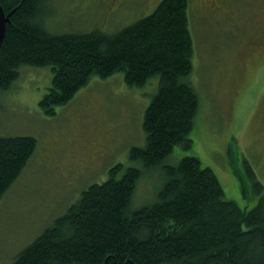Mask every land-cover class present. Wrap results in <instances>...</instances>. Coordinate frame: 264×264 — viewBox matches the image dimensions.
Listing matches in <instances>:
<instances>
[{
    "label": "trees",
    "instance_id": "16d2710c",
    "mask_svg": "<svg viewBox=\"0 0 264 264\" xmlns=\"http://www.w3.org/2000/svg\"><path fill=\"white\" fill-rule=\"evenodd\" d=\"M45 1L0 0L6 15L13 10L0 42V95L25 66L49 67L52 73L39 101L49 116L94 77L122 72L128 86H144L155 77L158 85L143 116L145 144L130 149L137 166L111 167L106 180L83 190L11 264H264L261 184L254 181L257 204L244 210L224 199L216 174L198 157L170 161L176 146L190 145L200 106L191 82L189 0H161L150 14L114 33L60 34L41 20ZM36 147L33 136H0V199ZM145 171L163 178L156 200L127 211Z\"/></svg>",
    "mask_w": 264,
    "mask_h": 264
},
{
    "label": "rangeland",
    "instance_id": "374dc122",
    "mask_svg": "<svg viewBox=\"0 0 264 264\" xmlns=\"http://www.w3.org/2000/svg\"><path fill=\"white\" fill-rule=\"evenodd\" d=\"M160 1L122 0L112 7L111 0H46L41 20L54 34L93 29L114 33L150 14ZM216 2L218 6L223 0ZM233 3L239 19L219 15L210 0H189L194 41L191 82L200 106L190 145L176 146L170 161L198 157L216 174L224 199L249 210L264 192V49H247L245 44L255 38L264 41V24L258 33L254 27L264 0ZM51 77L49 67H21L18 79L0 95V136L29 135L37 141L33 156L0 199V264H11L83 190L106 180L115 164L137 166L129 158L130 149L145 144L142 121L157 91L156 77L140 87L128 86L122 72L94 77L49 116L39 101ZM70 141L71 150H84L92 159L89 148L108 151L94 173L81 174L86 171L76 163L58 158ZM254 181L261 184L260 193ZM162 183L159 172L145 171L127 211L155 202Z\"/></svg>",
    "mask_w": 264,
    "mask_h": 264
},
{
    "label": "flooded vegetation",
    "instance_id": "af4514ba",
    "mask_svg": "<svg viewBox=\"0 0 264 264\" xmlns=\"http://www.w3.org/2000/svg\"><path fill=\"white\" fill-rule=\"evenodd\" d=\"M120 1L122 0H111L112 7L115 4L119 3ZM132 1L143 2L145 0H132ZM233 1L234 0H223V3L217 6L216 0H210L212 8H214L219 15H225L226 17H230L232 19H239V12L238 13L234 12V9H237L238 7L234 5ZM230 13H233L234 15L230 16ZM259 16L260 18L258 19L257 23L254 25L257 33L260 31L261 27L264 24V11ZM245 45L247 49H254V50L261 49V51L262 49H264V41H261L257 38L252 39L251 41L247 42ZM242 60H244V57L242 58ZM70 145H71V141L69 142V145H66V148H68V150L65 151L63 149L60 153V156H58V158H61L64 161H67L68 163L71 164L76 163V167H78L79 170L86 171L85 173H81V174L94 173L98 169L99 165L101 164L105 155L108 152L106 149H102L99 147L95 149V151L92 150V148H89V151H92L94 153V158L92 159L91 154L85 153L84 150L81 151L71 150L72 147H70ZM63 153L65 154V157H63ZM66 153H68V155H66Z\"/></svg>",
    "mask_w": 264,
    "mask_h": 264
},
{
    "label": "water",
    "instance_id": "95a60500",
    "mask_svg": "<svg viewBox=\"0 0 264 264\" xmlns=\"http://www.w3.org/2000/svg\"><path fill=\"white\" fill-rule=\"evenodd\" d=\"M12 13L13 10L6 15L2 5L0 4V42L4 35L6 24L10 22V16Z\"/></svg>",
    "mask_w": 264,
    "mask_h": 264
}]
</instances>
